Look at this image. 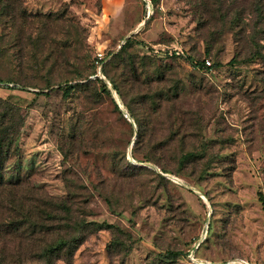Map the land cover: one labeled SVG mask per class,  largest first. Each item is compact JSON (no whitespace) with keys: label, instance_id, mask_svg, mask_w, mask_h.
I'll list each match as a JSON object with an SVG mask.
<instances>
[{"label":"rangeland","instance_id":"374dc122","mask_svg":"<svg viewBox=\"0 0 264 264\" xmlns=\"http://www.w3.org/2000/svg\"><path fill=\"white\" fill-rule=\"evenodd\" d=\"M146 2L0 0V264L264 262V0Z\"/></svg>","mask_w":264,"mask_h":264},{"label":"built area","instance_id":"2783aa9c","mask_svg":"<svg viewBox=\"0 0 264 264\" xmlns=\"http://www.w3.org/2000/svg\"><path fill=\"white\" fill-rule=\"evenodd\" d=\"M146 3L149 4V0H147ZM102 62H103L102 53L101 52H97L96 53V56H95V59H94V64H95L96 72L93 74L92 77H98L101 80L104 79V76L101 73V64H102ZM204 63L207 66L209 65V61L207 59H204ZM103 81L107 85H109L108 82L105 79ZM191 256H192V253H190V258H192ZM222 264H264V262L263 263H252V262H249L247 260H244V259H241L240 258V259H227Z\"/></svg>","mask_w":264,"mask_h":264},{"label":"trees","instance_id":"16d2710c","mask_svg":"<svg viewBox=\"0 0 264 264\" xmlns=\"http://www.w3.org/2000/svg\"><path fill=\"white\" fill-rule=\"evenodd\" d=\"M154 1H155V0H150V3L154 2ZM127 42H128V38L124 39L123 42L120 44V47H123ZM120 47H119V48H120ZM194 65H196V67H197L198 69H200V68H207V67H208V66H205V65L203 64L202 61L199 63V65H197L196 62H195ZM102 66H103V65H102ZM93 73H95L94 70H93ZM93 73H92V74H93ZM101 73H102V75L105 77V74H104V72H103L102 67H101ZM105 79H106V78H105ZM93 80H97L96 82H98V83L100 84V86H101L104 90L107 91V89H109V90H113V91L115 92V86L110 82V80L106 79V81L108 82L109 85H107L103 80H101V79L98 78V77H94ZM70 87H72V86H71V85H67V86H65V87L63 88L62 94H63V95H66L67 92H68V88H70ZM259 198L262 200L261 197H259ZM208 224H209V223H208ZM208 224H207V228H206V229H208ZM60 244H61V243H60ZM62 245H64V244H61V246H62ZM167 254L174 255L175 253H174V252H167Z\"/></svg>","mask_w":264,"mask_h":264}]
</instances>
